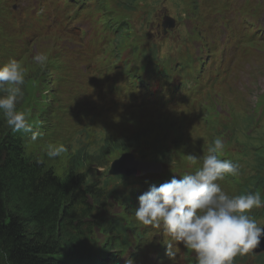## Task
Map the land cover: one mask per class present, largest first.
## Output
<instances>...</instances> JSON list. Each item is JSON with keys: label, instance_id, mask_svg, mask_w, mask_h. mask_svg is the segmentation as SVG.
<instances>
[{"label": "rangeland", "instance_id": "obj_1", "mask_svg": "<svg viewBox=\"0 0 264 264\" xmlns=\"http://www.w3.org/2000/svg\"><path fill=\"white\" fill-rule=\"evenodd\" d=\"M40 1L42 0H0V12L11 8L8 16L0 15V66L11 59H16L24 68V96L18 108L23 110L30 98L35 100L37 97L42 98L44 94L47 107L50 109L55 106L43 117L35 112L32 113L33 128L42 134L35 142L31 141L30 135L25 142V151L28 157L40 160L48 168L63 174L68 167H75L77 158L75 161L72 159L78 149L84 148L88 152H93L104 145L102 137L107 139L108 136L99 131L94 133L99 129V125L108 126L111 131L118 132L132 129L143 121L139 114L119 118L116 126L108 119H103L100 124L94 123L89 127V132L83 124L76 122L70 113V106L74 105L77 99L83 102L88 96L83 92V77H87L88 72L85 69L78 70V62L70 54V47L76 44V40L81 39L80 35L76 34L75 40L69 34L51 33L47 28L32 25L29 29V36L33 38L31 39L19 32V22H16L13 17V12L33 11V9H27L28 5L35 6L34 4ZM43 1L47 4L53 2V0ZM204 1L206 3L202 5L201 10L205 14L200 20V30L206 54L202 63L208 78L205 81L201 77L187 79L186 83L189 87L187 91L193 97L197 107L202 109L200 114L204 118L212 116L214 124L219 126L216 121L220 115L226 119L227 128L207 129L203 128L199 122L193 124L191 131L195 137H202L199 138L202 143H209V147L212 144L211 138L221 137L228 153L230 151L237 153L232 155V161L240 164L241 175L235 178L242 180L250 176V181L256 182V189L263 196L264 160L260 161V157H264V153L261 154L264 152V0ZM101 8L107 20L112 17L113 21L114 19L125 21L127 39L131 40L136 35L140 36V48L148 49L153 43L158 42L161 56H168L177 45L193 37L190 18L197 17L200 12L198 0H136L135 3L129 4L127 0H106L105 5L95 4L93 11L98 13ZM165 10L176 19V26L166 34L159 25L161 13ZM60 12L76 18L83 14L89 15L88 10L72 8L65 1L60 7ZM212 26L213 32L210 33L208 28ZM238 31L241 32L240 35ZM110 46L111 44L108 48ZM41 53L48 57L44 63L45 70L33 59ZM37 87L41 89L35 92ZM74 111L79 112V108H75ZM0 120H4L2 114H0ZM175 120L174 116L163 117L162 124L168 125V136L176 138L180 132L188 133L181 129H174ZM179 122L182 124L183 120L179 119ZM145 139H148L150 143L153 142L152 135L148 132L143 134L144 144ZM55 142L65 144L68 151L60 157L48 158L47 145ZM177 143H181V139H178ZM187 144L186 142L184 145L175 146V151L185 154L188 150ZM203 148L201 145V151L205 152ZM109 149L106 146L103 151L106 152ZM131 149L106 153L103 163L87 157L83 160L84 164L79 165L78 168L80 170L90 168L89 174L103 182L113 159L115 161L121 158L129 159L127 154H138L136 150ZM196 156L199 157L200 152ZM170 157L178 159L181 156ZM106 161L107 164L102 165ZM241 164H245L246 168ZM254 169L255 173L251 174ZM235 182L236 186L230 195L247 193L251 189L238 181ZM122 201L120 193L111 194L107 196L105 206L110 207L111 213H114L120 207L124 208L121 205ZM134 206L138 207V204L134 203ZM258 222L263 226L264 218ZM136 225L139 228L145 226L139 222ZM144 233L145 240H154L155 234L150 235L146 231ZM107 238L110 239V232L107 233ZM140 241L141 245L144 244L143 240L140 239ZM68 251L63 249L61 256H65ZM240 263L238 261L237 264ZM249 264H253V261H249Z\"/></svg>", "mask_w": 264, "mask_h": 264}, {"label": "trees", "instance_id": "obj_2", "mask_svg": "<svg viewBox=\"0 0 264 264\" xmlns=\"http://www.w3.org/2000/svg\"><path fill=\"white\" fill-rule=\"evenodd\" d=\"M135 2L127 0L128 4ZM202 37L200 28L195 30L193 37L179 44V57L183 60L184 48L189 49L194 38ZM128 47H132L134 55L137 45L131 41L113 51L108 58L109 73L101 79L103 87L83 82V92L88 96L83 102L77 99L70 106V113L88 132L89 127L94 123L100 124L103 119L116 126L119 118L139 114L143 123L118 132L99 125L94 133L99 131L108 136L107 139L102 137L104 145L93 152L78 149L72 159L75 161L77 158L75 167H68L63 174L28 157L25 133H13L5 121L0 120V264H120L123 255H130L129 260L136 263L149 247L144 237L133 234L136 229L132 210L135 188L146 177L108 176L100 183L89 179V173L80 170L79 165H83L87 157L103 163L106 153L129 148L136 150L143 159L153 158L168 163L173 161L170 146L187 142L185 154L192 155L197 154L190 151L192 142L208 149L209 143H202L190 133L180 132L176 138L169 137L168 125L162 124L163 117L174 116V129L180 130L177 101L183 98L181 91L185 88L181 85L182 72L177 70V63L182 61L175 54V49L168 56H161L158 42L148 49L140 48L141 64H138L135 56L122 59L123 50ZM112 58L116 62L111 63ZM37 64L45 70L46 64ZM144 69L146 74L139 75L138 72ZM124 85H133L131 93L127 96L115 95ZM39 89L41 87H37L35 92ZM52 107H47L44 94L42 98H30L24 109L30 108L32 113L43 117ZM75 108H79V112H75ZM145 132L152 135L153 142L145 139L144 144ZM178 139L181 143H177ZM106 146L110 149L105 152L103 148ZM177 153L185 158L181 151ZM262 160L264 157H260ZM247 182L246 187L251 188L249 191L257 190L256 182ZM119 192L124 208L119 204L121 212L111 213L112 209L105 206L106 198ZM254 212L252 216L256 219L264 218V207ZM101 228L105 230H99ZM108 232L110 239L107 238ZM140 239L144 244L141 245ZM132 240L135 251L128 249ZM63 249L69 250L65 256H61ZM258 255L264 258V252ZM161 261V254H157L145 257L143 264H161Z\"/></svg>", "mask_w": 264, "mask_h": 264}, {"label": "clouds", "instance_id": "obj_3", "mask_svg": "<svg viewBox=\"0 0 264 264\" xmlns=\"http://www.w3.org/2000/svg\"><path fill=\"white\" fill-rule=\"evenodd\" d=\"M33 59L44 64L48 57L41 53ZM24 84L20 61L11 59L0 66V114L13 133H31L30 139L35 142L41 134L33 131L31 109L18 108ZM224 150L223 139L216 137L206 154H188L189 164L199 163L200 167L181 179L174 176L158 187L151 186L138 197L135 208L137 222L156 229L162 227L172 241L182 243L194 253L196 264H234L237 256L251 253L264 237V226L250 215L253 209L264 207L261 192L230 195L219 183L226 176H238L241 169L239 163L221 159ZM67 151L63 143H49L46 156L56 158ZM166 249L174 260V244L166 243Z\"/></svg>", "mask_w": 264, "mask_h": 264}, {"label": "water", "instance_id": "obj_4", "mask_svg": "<svg viewBox=\"0 0 264 264\" xmlns=\"http://www.w3.org/2000/svg\"><path fill=\"white\" fill-rule=\"evenodd\" d=\"M162 26L167 31V28H172L175 26V19L169 15H165L162 21ZM126 158H121L114 161L110 168L111 174L125 173L126 175L131 174H144L148 171H154L155 168L151 164H145L139 160H135L134 155L127 154ZM264 250V237L261 238V244L255 250Z\"/></svg>", "mask_w": 264, "mask_h": 264}, {"label": "bare ground", "instance_id": "obj_5", "mask_svg": "<svg viewBox=\"0 0 264 264\" xmlns=\"http://www.w3.org/2000/svg\"><path fill=\"white\" fill-rule=\"evenodd\" d=\"M11 9V8H10ZM65 41V40H64ZM66 46V45H65ZM232 52V51H231ZM197 61V60H196ZM206 63V62H205ZM204 67V66H203ZM216 70V69H215ZM179 85V84H178ZM167 87H168V85H167ZM141 100V99H140ZM139 101V100H138ZM126 102V101H125ZM143 102V101H142ZM129 103V102H128ZM130 103H132V102H130ZM138 103V102H137ZM189 103V100H188V98L187 97H183L182 99H181V101H180V104H183V105H185V104H188ZM122 104V103H121ZM136 104V103H135ZM134 105V104H133ZM123 106V105H122ZM121 106V107H122ZM137 106V105H136ZM127 107V106H126ZM133 107H135V106H133ZM133 107H131L132 108V110H134L133 109ZM233 107V106H232ZM139 108V107H138ZM137 108V109H138ZM150 108V107H149ZM219 108V107H218ZM234 108V107H233ZM130 109V108H129ZM142 109V108H141ZM230 109V108H229ZM138 110H140V108L138 109ZM222 113V112H221ZM222 117V116H221ZM233 119V118H232ZM217 123V122H216ZM182 125H184L185 127H187V128H192L193 126L190 124V122H188V121H186V120H183V122H182ZM217 125H218V123H217ZM242 165V164H241ZM245 164H243L242 166H244ZM245 168H246V165H245ZM249 173V172H248ZM241 175V174H240ZM238 177V176H237ZM236 177V178H237ZM241 177V176H240ZM254 210H256V209H254ZM261 211V210H260ZM259 211V212H260ZM254 212V211H253ZM258 212V213H259ZM255 213V212H254ZM253 213V214H254ZM261 214V213H260ZM255 215V214H254ZM262 215V214H261ZM254 217H256V216H254ZM242 263V262H241ZM240 263V264H241ZM244 264V263H243Z\"/></svg>", "mask_w": 264, "mask_h": 264}]
</instances>
